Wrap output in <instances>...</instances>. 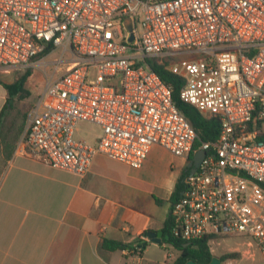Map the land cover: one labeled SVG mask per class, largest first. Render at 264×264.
<instances>
[{
	"label": "built area",
	"instance_id": "obj_1",
	"mask_svg": "<svg viewBox=\"0 0 264 264\" xmlns=\"http://www.w3.org/2000/svg\"><path fill=\"white\" fill-rule=\"evenodd\" d=\"M57 49L23 153L84 176L98 155L140 169L154 146L179 158L203 150L173 205L174 236H244L264 251V0H0V69ZM155 59L183 78L184 102L220 118L216 142L194 150L198 134ZM81 121L100 127L96 144L75 138ZM142 252L125 249L130 264Z\"/></svg>",
	"mask_w": 264,
	"mask_h": 264
},
{
	"label": "crops",
	"instance_id": "obj_2",
	"mask_svg": "<svg viewBox=\"0 0 264 264\" xmlns=\"http://www.w3.org/2000/svg\"><path fill=\"white\" fill-rule=\"evenodd\" d=\"M28 69H0V264H130L125 249L106 246L111 243L142 246L133 264H174L179 254L166 251L163 239L177 201L172 202L174 193L184 185V173L190 175L195 154L179 158L154 146L140 169L98 155L90 172L80 176L23 153L26 127L22 123L20 136L9 139L8 121L22 101L30 115L47 84L23 100L12 95L9 86L20 79L16 74ZM159 232L163 236L157 244L151 234ZM244 238L242 257L221 264L243 258L264 264V251Z\"/></svg>",
	"mask_w": 264,
	"mask_h": 264
},
{
	"label": "trees",
	"instance_id": "obj_3",
	"mask_svg": "<svg viewBox=\"0 0 264 264\" xmlns=\"http://www.w3.org/2000/svg\"><path fill=\"white\" fill-rule=\"evenodd\" d=\"M152 69L160 75L162 80L172 87L173 89V101L175 102L179 111L188 119L193 128L198 134V141L195 145L194 150H199L202 143L205 142H216L219 138L221 131V120L218 117L204 115L199 112L194 106L184 102L181 99V89L184 86L183 78L166 70L168 61L165 59H155L149 61ZM33 78V80L31 79ZM36 81V82H33ZM45 79L35 77L31 69H28L27 73L22 76L17 83L9 86L10 93L17 95L19 99L23 100L32 95L35 91L41 90L44 86ZM189 176V173H184L183 179ZM184 189V185L180 183L176 192L174 193L173 203L181 197V193ZM173 222L170 216V220L167 223L165 229V235L163 242L174 247L179 251V257L174 264H187L189 261H195L199 264H210L216 257L212 252L211 242L219 237L205 238L200 241L186 242L179 237L174 236ZM190 243L189 246H186ZM112 249H126L119 243H111L106 245ZM240 255L238 253H227L222 255L219 259L223 262L229 259H237Z\"/></svg>",
	"mask_w": 264,
	"mask_h": 264
},
{
	"label": "rangeland",
	"instance_id": "obj_4",
	"mask_svg": "<svg viewBox=\"0 0 264 264\" xmlns=\"http://www.w3.org/2000/svg\"><path fill=\"white\" fill-rule=\"evenodd\" d=\"M61 56H62V50L57 49L51 54H49L46 58H41V59L38 58L40 60L37 62V64L34 67L31 68L32 74L37 78H44L45 80L50 79L55 73L56 61L60 60ZM26 73L27 72L17 73L16 77L21 78ZM96 76H97V71L92 70L89 79L95 80ZM31 79L33 80V78ZM35 98L36 97H32V99ZM20 104H21L20 109L15 111V113H13L11 119H9L7 124L9 131L8 134L6 133V136L9 137V139H12L16 135L17 137L20 136L18 134V130L21 128L22 123L26 127V130L29 125V113L26 112H29L30 107L28 108L24 106L23 101ZM100 134H101L100 127L86 121H81L77 126L75 138L77 140H85L88 143H91ZM21 144H22V140H19L18 145L21 146ZM247 242L248 241L246 238H244V236H228L224 238L219 237L216 242L211 243V246L215 256L218 258H220L222 255L227 253H238L240 257H242V253L239 250L246 249ZM166 251L174 254L175 257L178 256L179 254L178 250H176L174 247L168 244ZM229 264H254V262L252 259L243 258V260L230 261Z\"/></svg>",
	"mask_w": 264,
	"mask_h": 264
},
{
	"label": "water",
	"instance_id": "obj_5",
	"mask_svg": "<svg viewBox=\"0 0 264 264\" xmlns=\"http://www.w3.org/2000/svg\"><path fill=\"white\" fill-rule=\"evenodd\" d=\"M127 28L132 31V25L128 24ZM134 39V35L131 36V41ZM206 156V152L203 150H200L199 152H197L192 160V162L189 165V168L191 169L190 175H194L198 168L201 166L204 158ZM162 236H163V232H159L158 234H151V237L153 238V242L160 244L162 242ZM190 243H188L186 246H189ZM221 260L219 258H214L212 260V262L210 264H221ZM187 264H199L198 262L195 261H189Z\"/></svg>",
	"mask_w": 264,
	"mask_h": 264
}]
</instances>
